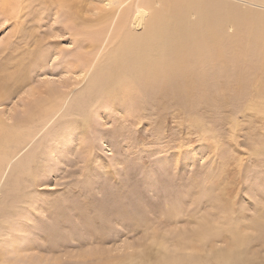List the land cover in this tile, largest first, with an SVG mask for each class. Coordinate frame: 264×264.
<instances>
[{
	"label": "rangeland",
	"instance_id": "1",
	"mask_svg": "<svg viewBox=\"0 0 264 264\" xmlns=\"http://www.w3.org/2000/svg\"><path fill=\"white\" fill-rule=\"evenodd\" d=\"M227 1L264 14L259 0ZM24 3L21 11H0V71L27 77L0 114L10 124L23 121L43 99L36 92L42 85L50 104L57 92L68 96L0 175V264H230L223 255L264 264V73L257 55L207 67L206 79L202 70L189 82L173 74L124 103L93 104L81 94L90 73L70 65L91 58L99 31H114L116 21L100 23L108 7L80 0L77 17L57 0ZM18 125L27 133L25 121ZM25 161L37 176L18 201L21 184L29 186ZM233 230L248 236L241 249Z\"/></svg>",
	"mask_w": 264,
	"mask_h": 264
},
{
	"label": "bare ground",
	"instance_id": "2",
	"mask_svg": "<svg viewBox=\"0 0 264 264\" xmlns=\"http://www.w3.org/2000/svg\"><path fill=\"white\" fill-rule=\"evenodd\" d=\"M79 1L57 0V7L66 8L72 15L78 17L81 13L78 11ZM101 1L104 9L108 7V10L103 13L100 23L106 24L111 21V26L115 21L117 23L114 31L111 27V38H109L110 32L104 33L103 30L97 31L99 34L94 35V38L85 33L77 34V36L83 35L91 38L88 54L90 53L92 56L90 58L87 55L82 61L69 64L72 72H81L83 75L88 70L87 74L90 73L89 77L85 76L88 80L81 90V94L85 95L87 100L93 104L102 101H122L124 103L125 100L133 96L139 87L161 84L162 82L165 85L173 74L182 75V78L189 82L191 75H197L202 70L203 75L198 74L202 79L206 75L204 72L208 70L207 67H214L216 64L223 65L228 60L245 61L255 55L258 60L254 61H260L261 65H257L264 73V14L253 12L254 10L243 11L230 5L227 0ZM24 2L26 0H2L0 1V11L10 8L13 12L14 8L21 11ZM48 2L49 0H45V3ZM259 2L264 3V0H259ZM8 12L6 11V13ZM0 14L2 15V13ZM229 29L232 34L228 33ZM105 35L103 43L106 45L103 44L97 51L98 53L102 51L103 56H100V61H97L94 56L97 54L95 50H97L98 43L101 44V41L98 42V40ZM242 36H245V41L241 39ZM237 37H240V41ZM110 39L109 46L107 44ZM80 41L79 39L78 42ZM35 50L38 51V48ZM30 53L28 51L26 54ZM232 53L235 55L232 56ZM85 58L87 59L85 60ZM96 61L99 62L97 65H95ZM0 74V105H2L6 99L17 93L18 86H24L27 77L25 74L17 76L4 70L0 71ZM204 84H207L206 81ZM11 85L15 86L11 87ZM36 92L43 99L17 125L10 124L3 118L2 113L0 114V175L4 174H2L3 170L10 164L17 151L25 148L24 146L29 140H35L38 134L47 128L52 112L61 111L62 109L59 107L63 102H67L68 95L57 92L58 96H55L54 102L50 104L52 98L47 97L49 91L45 85L40 86ZM81 115L75 118L79 119ZM24 121L27 124V133L23 132L26 128L18 125ZM36 121L39 124H35ZM20 168L25 169L26 179L29 182L26 181V186H29L23 187L21 184V189H18L20 191L17 197L18 201L26 199L27 192L25 194L24 191L35 186L37 176L33 169L27 168L26 161L20 165ZM257 222L260 227V221ZM238 232V230L231 232L232 240H234L232 244L238 245L236 247L241 249L248 240V236L241 237ZM223 257L224 255L221 259L224 263L238 264L243 261L241 255L234 257L239 260L236 263L232 258L223 259ZM220 264L223 263L220 262Z\"/></svg>",
	"mask_w": 264,
	"mask_h": 264
}]
</instances>
